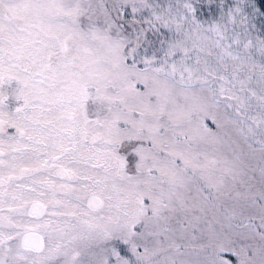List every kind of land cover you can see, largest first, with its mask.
<instances>
[{
	"label": "snow or ice",
	"instance_id": "obj_1",
	"mask_svg": "<svg viewBox=\"0 0 264 264\" xmlns=\"http://www.w3.org/2000/svg\"><path fill=\"white\" fill-rule=\"evenodd\" d=\"M0 264H264V0H0Z\"/></svg>",
	"mask_w": 264,
	"mask_h": 264
}]
</instances>
